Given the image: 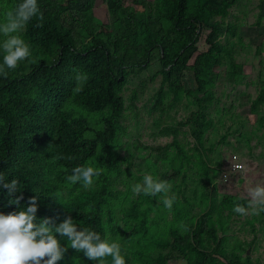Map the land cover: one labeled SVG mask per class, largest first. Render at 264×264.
I'll use <instances>...</instances> for the list:
<instances>
[{
	"label": "trees",
	"instance_id": "obj_1",
	"mask_svg": "<svg viewBox=\"0 0 264 264\" xmlns=\"http://www.w3.org/2000/svg\"><path fill=\"white\" fill-rule=\"evenodd\" d=\"M93 2L37 0L43 21H39L38 14L27 23L23 33L30 48V56L25 60L28 68L20 61L16 69L7 70L6 77L0 75V173L8 181L18 179L21 190L14 196L23 195L22 208L29 197L39 195L37 223L44 218H49L55 225L61 223V181L72 175L73 168L85 166L93 158L102 160L100 166L107 171L118 169L113 163L110 146L123 129L122 91L129 72L149 63L154 49L159 51L157 73L161 74L153 95V107L158 112L156 123L163 122L158 131L172 133L175 143L180 124H188L198 149L203 145L206 133L215 125L212 112L218 98L212 89L215 76L211 66L223 54L230 55V49L215 41V37L219 32L228 31L231 35L235 32L234 28L228 24L223 27L222 22L213 17L226 15L233 0H195L192 8L187 0H156L154 10L148 15L136 17L127 12L126 26H116L107 33L96 31L84 38L79 29L90 27ZM113 2L116 7L122 5L120 0ZM37 23L43 26L36 27ZM202 25L210 28L207 38L211 47L188 64ZM3 55L0 48V64ZM133 56L140 57L141 63L131 59ZM184 70L191 72L195 80V86L183 90L186 104L192 107L184 120L168 122L167 118L173 117L168 109L176 101L166 97L165 87L183 88ZM78 74H85L87 80L78 81ZM77 88L81 90L77 91ZM68 103L79 107L77 114L67 107ZM261 105H264V86L252 100L251 108L257 109ZM81 107L102 112L101 126L93 125L80 112ZM185 159H189L187 154ZM200 159L203 171L212 178L207 164L209 158L205 159L200 153ZM101 176V183L83 195L80 202H75L67 215L73 218L78 229L88 228L106 239L103 204L113 192L106 186L111 178L102 170ZM207 191L211 196L209 210L198 215L194 224L189 225V232L180 234L172 228L170 240L158 239L159 245L167 251L159 252L145 264H161L171 257H182L187 264H204L205 247L213 244V249L218 248L220 238L211 222L214 221L211 216L218 208L214 184ZM9 199L7 189L0 187V212L18 210ZM235 201L246 203L240 198ZM64 242L67 251L61 264H71L70 261L83 264L82 258L88 259L83 252L72 249L66 238ZM239 247L246 250L242 244ZM120 248L126 264H132L131 250L123 245ZM228 256V264H254L249 255L231 251ZM104 259L105 264H112L111 256Z\"/></svg>",
	"mask_w": 264,
	"mask_h": 264
},
{
	"label": "rangeland",
	"instance_id": "obj_2",
	"mask_svg": "<svg viewBox=\"0 0 264 264\" xmlns=\"http://www.w3.org/2000/svg\"><path fill=\"white\" fill-rule=\"evenodd\" d=\"M155 1L120 0L121 7H116L113 0H94L91 25L88 29L82 27L79 31L85 38L96 31L107 33L116 26H126L127 12L136 17L148 15L154 10ZM187 1L192 8L195 0ZM18 4V0H0V23L5 22L6 13L14 10ZM213 18L220 20L225 28L227 24L234 28L235 35L224 31L215 37V41H220L230 49V55L223 54L211 66L215 76L212 89L218 100L215 111L212 112L215 125L206 133L203 145L195 148L188 124H180L175 143L172 133L158 131L163 122L156 123L158 112L153 107V95L160 84L161 74L157 73L160 68L159 51L154 49L149 63L129 72L128 82L122 91L123 129L110 146L113 163L118 169L107 171L100 166L102 160L93 158L85 164L106 172L111 178L106 186L113 193L108 194L102 215L106 239L129 248L132 264L149 263L159 252L165 253L167 248L161 247L158 239L170 240L173 237L170 232L172 228L180 234L189 232V225L194 224L198 215L209 210L211 196L207 190L213 184L219 209L211 216L214 220L211 222L220 242L217 249H213V244L205 247L204 264H228V254L231 251L242 256L249 255L254 264H264V212L241 216L232 210L235 203H241L235 200L246 195L248 180L264 183V105L257 109L251 108L252 100L264 86V0H233L226 15H216ZM209 32L208 26L200 27L199 35L194 41L195 49L187 59L188 64H192L199 53L211 47L207 38ZM23 33L24 30L20 35L24 39ZM0 38L2 42L5 39L2 34ZM131 59L141 63L140 57L133 56ZM22 63L28 68L25 60ZM182 80L183 88L165 87L166 97L176 101L168 109L173 116L167 118L168 122L174 119L184 120L192 107L186 104L183 90L195 86L194 77L191 72L184 70ZM67 107L78 113L79 107L71 103ZM80 112L93 125L101 126L102 112L83 107ZM88 134L90 133L86 135ZM200 153L205 159L209 158L207 164L212 178L201 167L203 163ZM186 154L189 156L188 160L185 159ZM233 154H237L250 171L244 175L231 174L227 182H223V171L229 168ZM145 174L170 185L167 195L175 197L171 211L162 204V194L156 197L144 193L133 194L132 186L142 183ZM101 178V175L94 176L93 185L87 189L83 187L82 181L72 183L67 178L61 181V222L69 216L67 213L75 202H80L83 195L101 183ZM181 224L187 226L186 231H181ZM58 240L63 242L62 245L66 243L59 234ZM241 244L246 247L245 251L239 247ZM82 260L83 264L95 262L89 259L84 261V258ZM60 262L61 260L58 264ZM186 262L182 257H171L161 264H187Z\"/></svg>",
	"mask_w": 264,
	"mask_h": 264
},
{
	"label": "clouds",
	"instance_id": "obj_3",
	"mask_svg": "<svg viewBox=\"0 0 264 264\" xmlns=\"http://www.w3.org/2000/svg\"><path fill=\"white\" fill-rule=\"evenodd\" d=\"M40 13L37 0H22L14 10L5 15V22L0 23V34L5 39L0 43L3 50V63L0 64V75L7 76V70L17 68L20 61L30 56L29 45L21 37L20 33L27 23ZM39 21H43V15L39 14ZM37 23L36 27H42ZM78 81H86L85 74H78ZM81 90L77 88V91ZM235 160V158H233ZM245 163L231 161L230 172L223 177L227 182L229 174L249 172ZM101 170L91 166H76L72 175L67 179L72 183L82 181L84 188H90L93 177L100 176ZM19 181L16 178L8 181L4 174L0 173V187L7 189L10 197L9 203L17 205L15 211L0 212V264H57L64 258L67 247L62 246L56 234L66 238L70 247L81 251L84 255L98 264H105V257H112V264H126L121 255V248L117 242H109L102 239L100 234L88 228L78 229L71 216H67L59 225H55L49 218H44L37 223V201L39 195L29 197L25 207H21L20 201L23 195L14 196L19 192ZM133 194L144 193L156 197L161 195V202L168 210H172L175 197H169L170 185L163 180L154 178L150 174L143 176L142 183L132 186ZM240 199L246 200V204L235 203L233 211L241 216L259 215L264 212V183L252 180L247 181L246 195ZM181 231H186V225H179ZM54 229V233H53Z\"/></svg>",
	"mask_w": 264,
	"mask_h": 264
},
{
	"label": "built area",
	"instance_id": "obj_4",
	"mask_svg": "<svg viewBox=\"0 0 264 264\" xmlns=\"http://www.w3.org/2000/svg\"><path fill=\"white\" fill-rule=\"evenodd\" d=\"M233 158H235V160H233ZM233 162H241V163H245L237 154H233L232 156V160ZM230 168H231V162H230V165H229V168L226 169V171H223V177L226 173H229L230 172ZM231 174L228 175V177L230 176Z\"/></svg>",
	"mask_w": 264,
	"mask_h": 264
}]
</instances>
